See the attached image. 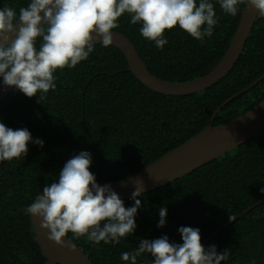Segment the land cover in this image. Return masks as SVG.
<instances>
[{
	"label": "trees",
	"instance_id": "obj_1",
	"mask_svg": "<svg viewBox=\"0 0 264 264\" xmlns=\"http://www.w3.org/2000/svg\"><path fill=\"white\" fill-rule=\"evenodd\" d=\"M214 5L218 23L213 35L198 41L175 26L165 30L167 43L157 49L143 38L142 24L131 15L118 18V28L134 44L148 70L158 78L185 83L200 78L222 57L243 10L232 17ZM30 0H0L17 15ZM199 0H197V4ZM40 38L36 47L39 48ZM264 72V17L257 16L246 45L229 73L211 87L189 95L172 96L150 90L127 70L123 53L115 46L95 43L88 59L74 68L57 69L55 90L44 99L31 98L18 89L0 103V123L26 128L33 141L27 155L0 162V264H44L30 215V205L46 184L58 179L68 159L81 151L91 154L90 171L96 182L130 176L192 137L209 123L214 110ZM264 98V78L232 99L216 114L213 124L249 110ZM39 101V102H38ZM264 132L238 145L190 173L141 193V207L132 235L119 243L98 245L86 237L71 239L93 264H127L120 259L141 240L167 236L181 244V226L198 228L201 243L220 226L264 197ZM131 207V198L123 199ZM167 209L166 224L157 227L159 210ZM229 251L221 264H264V201L230 223L203 246ZM148 253L137 264H152Z\"/></svg>",
	"mask_w": 264,
	"mask_h": 264
},
{
	"label": "clouds",
	"instance_id": "obj_2",
	"mask_svg": "<svg viewBox=\"0 0 264 264\" xmlns=\"http://www.w3.org/2000/svg\"><path fill=\"white\" fill-rule=\"evenodd\" d=\"M223 13L237 16L247 7L264 17V0H218ZM243 9V10H244ZM131 15L132 25L142 24L140 35L163 49L165 30L179 26L192 38L203 42L213 35L218 17L210 0H30L19 14L7 5L0 8V82L15 86L26 97L44 99L55 90L57 69L74 68L88 59L96 41L103 47L113 43L112 29L118 28V18ZM37 38L40 45L37 49ZM39 102V101H38ZM29 142L43 147V141H33L26 128L13 130L0 123V162L27 155ZM91 154L81 151L68 159L58 179L46 184L34 202L22 209L25 215L39 220L47 239L57 246L75 250L65 243L69 232L74 239L86 237V242L98 245L119 243L136 228L135 217L142 206L141 188L133 191L134 205L125 207L110 185L100 186L89 170ZM264 192V189H261ZM167 209L159 210L157 227L166 224ZM182 243H170L168 237L141 240L132 252H123L120 259L137 264L144 253L151 255L152 264H221L229 251L217 253L216 246L205 248L198 228H178ZM253 264L255 262L253 261Z\"/></svg>",
	"mask_w": 264,
	"mask_h": 264
},
{
	"label": "water",
	"instance_id": "obj_3",
	"mask_svg": "<svg viewBox=\"0 0 264 264\" xmlns=\"http://www.w3.org/2000/svg\"><path fill=\"white\" fill-rule=\"evenodd\" d=\"M257 16L255 10L247 7L242 10L237 26L222 57L203 76L185 83H174L153 75L141 60L134 44L123 33L111 30L113 32V43L111 45L117 47L123 53L127 62V70L150 90L172 96L189 95L211 87L229 73L243 52ZM95 43L100 42L96 41ZM263 78L264 72L247 86L225 99L214 110L206 127L143 169L122 179L97 182V184L100 186L110 185L122 200L131 198L133 191L137 188H141V193H144L168 184L264 132V98L238 116L216 125L213 124L216 114L223 106L255 86ZM16 89L15 86L6 87L0 82V103ZM262 201H264V197L220 226L202 242V245ZM30 222L33 225L40 250L46 258L44 264H93L71 239L68 237L63 238L66 244L70 242L75 245V250L72 251L49 241L47 231L41 230L39 220L31 217V215Z\"/></svg>",
	"mask_w": 264,
	"mask_h": 264
}]
</instances>
